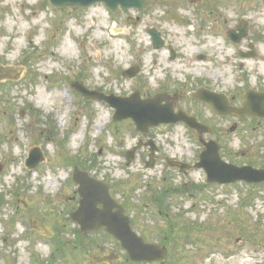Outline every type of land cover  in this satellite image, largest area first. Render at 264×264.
I'll return each mask as SVG.
<instances>
[{"label":"rangeland","instance_id":"1","mask_svg":"<svg viewBox=\"0 0 264 264\" xmlns=\"http://www.w3.org/2000/svg\"><path fill=\"white\" fill-rule=\"evenodd\" d=\"M135 15L133 10L112 15L101 3L57 10L47 0H0V66L16 77L0 81V194L5 198L0 264H129L113 239L102 231L77 232L69 220L78 200L71 182L75 167L110 183L111 195L150 242L161 243L170 223L175 241L179 223L201 227L190 233L189 243L179 240L163 264H264V183L215 188L206 185L200 171L182 178L166 167L165 158L190 159L200 146L194 131L177 123L138 133L130 120L112 123L114 110L105 102L72 90L78 83L116 97L168 93L175 111L211 126L205 139L228 149L229 160L264 168V119L218 117L191 98L206 87L240 108V96L249 90L264 93V0H229L223 25L233 30L243 20L247 36L233 44L221 34L224 29L217 31L226 43L222 53L202 51L200 39L208 32L185 35V28L165 23L167 46L154 50L147 30L160 24L145 15L130 23ZM112 28L119 34L113 35ZM251 46L254 56L239 55ZM196 51L205 52L206 60H195ZM132 66L139 72L128 79L122 72ZM60 116H66L63 125ZM139 140L160 150L152 168L145 165L147 146L127 161L126 153ZM36 148L43 162L29 170L24 162ZM191 181L208 188L199 191ZM211 224H217L215 231L207 229Z\"/></svg>","mask_w":264,"mask_h":264},{"label":"water","instance_id":"2","mask_svg":"<svg viewBox=\"0 0 264 264\" xmlns=\"http://www.w3.org/2000/svg\"><path fill=\"white\" fill-rule=\"evenodd\" d=\"M53 7L57 9H78L85 8L92 4L102 2L112 11H116L120 6L122 9L136 7L143 9L144 0H49ZM155 47H159L157 36L152 32ZM133 70L126 71L124 74L131 77ZM10 70L0 68V80L15 79ZM74 88L85 98L91 100H103L115 109L114 121L132 119L136 124L137 131L146 132L150 127L161 123H175L182 121L189 127L196 129L200 134L203 128L196 123L194 118L185 116L182 112L174 113L172 105L166 109L160 106V99L149 101L139 100L138 94L130 98H116L114 96H103L96 91H88L82 85H74ZM197 97L207 103H210L219 113H235L240 116H252L264 118V94L249 93L245 98L241 109L227 107V104L220 98L211 93L206 95L202 90L198 91ZM205 97V98H203ZM229 108V109H228ZM228 109V110H227ZM214 143L206 145L207 148L214 146ZM133 153V151L131 152ZM131 160V155H128ZM42 160L39 154H31L27 162L29 168H35ZM178 165V164H177ZM195 167L203 168L207 173L208 182L219 184L235 183L237 181L262 182L264 181V170H254L250 167L237 168L231 165L223 164L218 157L212 156L208 151L201 157V163ZM73 182L78 185L77 193L79 195V206L76 211L70 214V219L79 225L80 231L90 232L103 228L120 243L121 248L126 251L130 261L136 263L163 262L166 256V249L158 244L146 243L144 238L138 236L132 231L130 219L126 215V210L117 203L109 194L110 185L97 181L89 177L88 173L75 170ZM4 203L3 196H0V208Z\"/></svg>","mask_w":264,"mask_h":264},{"label":"flooded vegetation","instance_id":"3","mask_svg":"<svg viewBox=\"0 0 264 264\" xmlns=\"http://www.w3.org/2000/svg\"><path fill=\"white\" fill-rule=\"evenodd\" d=\"M145 2H146V7L144 10L138 11L132 9L134 12L138 13L139 15H135L134 19L130 20V23L131 22H135V24L139 23L141 20L140 15L141 16L145 15L150 22L160 24V26H157L155 24H154L155 26L152 25L147 30V33L149 32V30L155 31L159 35V40L161 41L160 44L162 48L167 46L166 35L169 34V30H166L165 26L162 25V23H165L170 28H176V29L185 28L186 29L185 32L183 31L185 35L195 34L197 36H200L202 32H208V35L200 39V42L202 43V47L211 44L213 46L212 49L219 50V53L220 51L222 53L225 50L226 43L220 38L219 34H217V31L224 29L221 31L222 32L221 34L225 38H227V41L229 43L230 30L229 27L225 28L223 25L227 21V18L229 17V0H145ZM190 22H193L194 24L193 23L190 24ZM246 36H247V31L245 37ZM241 40H239L238 44L240 43ZM150 42L153 48V43L151 38H150ZM171 51L173 52L172 57L174 58L176 52H174L173 50ZM202 51H210V50L202 49ZM196 52L200 53V55L196 56L194 58L195 60L197 61L206 60L205 58L207 57L204 54L205 52H200V51H196ZM255 53L256 51L254 47L251 46L249 52H247L246 54L240 53L239 55L248 56L252 54L254 56ZM227 55L229 56V54ZM189 61L191 62L192 60L188 59L187 63ZM196 118L201 123L205 122V121L202 122V120L199 119V117ZM223 118H229V116ZM198 140L201 141L203 139L202 137L201 138L198 137ZM142 144L144 146L143 142ZM203 150L204 147L201 145L198 147L196 152H193L192 155H189V157H191L190 159L186 156H183L176 160L182 163H187L189 165L195 164L196 163L195 159L196 158L199 159V156L203 152ZM159 153H160L159 148H156L155 161L157 160V156L159 155ZM219 155L225 162L229 163L228 149H225L221 146L219 150ZM236 165L244 166L247 164L236 163ZM172 170L177 174H179L182 178H189L190 173L192 172L193 169L184 172H180L179 169H172ZM211 186L217 187L215 184ZM227 187H229V185H227ZM200 190H202V187H200Z\"/></svg>","mask_w":264,"mask_h":264},{"label":"bare ground","instance_id":"4","mask_svg":"<svg viewBox=\"0 0 264 264\" xmlns=\"http://www.w3.org/2000/svg\"><path fill=\"white\" fill-rule=\"evenodd\" d=\"M113 30V34H115L116 33V29H112ZM212 45L211 44H208V45H206V46H203L202 47V49L203 50H211L212 49ZM220 53H221V51H220ZM42 101H37V106H40L39 104L41 103ZM65 118H66V116H60V117H58L57 118V120H58V123H60L61 125H63V120H65ZM99 129V128H98Z\"/></svg>","mask_w":264,"mask_h":264},{"label":"trees","instance_id":"5","mask_svg":"<svg viewBox=\"0 0 264 264\" xmlns=\"http://www.w3.org/2000/svg\"><path fill=\"white\" fill-rule=\"evenodd\" d=\"M171 257H172V255H171Z\"/></svg>","mask_w":264,"mask_h":264}]
</instances>
